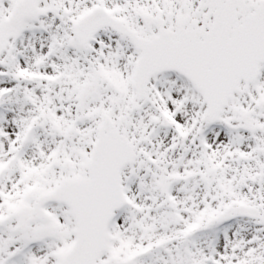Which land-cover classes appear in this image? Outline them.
Returning <instances> with one entry per match:
<instances>
[{"label": "snow or ice", "instance_id": "1", "mask_svg": "<svg viewBox=\"0 0 264 264\" xmlns=\"http://www.w3.org/2000/svg\"><path fill=\"white\" fill-rule=\"evenodd\" d=\"M0 264H264V0H0Z\"/></svg>", "mask_w": 264, "mask_h": 264}]
</instances>
